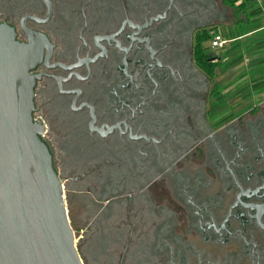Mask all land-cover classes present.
I'll list each match as a JSON object with an SVG mask.
<instances>
[{
    "label": "flooded vegetation",
    "instance_id": "obj_1",
    "mask_svg": "<svg viewBox=\"0 0 264 264\" xmlns=\"http://www.w3.org/2000/svg\"><path fill=\"white\" fill-rule=\"evenodd\" d=\"M216 10L213 0H0V24L39 47L31 117L49 153L66 156L65 182L81 184L95 256L102 237L118 264H264V101H222L194 64Z\"/></svg>",
    "mask_w": 264,
    "mask_h": 264
},
{
    "label": "water",
    "instance_id": "obj_2",
    "mask_svg": "<svg viewBox=\"0 0 264 264\" xmlns=\"http://www.w3.org/2000/svg\"><path fill=\"white\" fill-rule=\"evenodd\" d=\"M38 48L0 24V264H83L63 184L31 117Z\"/></svg>",
    "mask_w": 264,
    "mask_h": 264
},
{
    "label": "rangeland",
    "instance_id": "obj_3",
    "mask_svg": "<svg viewBox=\"0 0 264 264\" xmlns=\"http://www.w3.org/2000/svg\"><path fill=\"white\" fill-rule=\"evenodd\" d=\"M216 5L215 17L210 16L209 22L213 25V30L217 33H222L226 28L231 29V24H233L232 10L224 7L221 4L220 0H213ZM242 16V15H240ZM263 21V15L259 16ZM264 22V21H263ZM264 37V30L257 32L252 36L244 35L237 42L229 40L223 47L212 50H209V40L204 42V46L209 50L211 57H220V65L216 68L213 80L214 82L219 83V86L223 88L222 93L225 95L222 101L226 103H239L237 108H245L252 103L264 101V41L260 38ZM236 49H235V48ZM229 50H232L228 52ZM228 52V53H226ZM237 57H240V60L237 61L233 66H226L229 62L233 61ZM258 58L257 61H250V58ZM213 82V81H212ZM211 82V83H212ZM252 84H257V87H253ZM52 159L57 168L58 177L61 180L63 186L66 187V194L69 192L73 195V198L70 199L75 207V212L73 216L78 220H82L84 210H80L79 201H82L81 197H78L76 192V187H80L81 184L75 185L74 183H66L65 176L63 173L62 164L64 163V153H50ZM72 155V154H71ZM67 173V171L65 172ZM75 175V174H74ZM73 175V176H74ZM78 175V174H77ZM68 189V191H67ZM70 190V191H69ZM65 194V196H66ZM81 198V199H79ZM66 202V207L69 210V205ZM84 204V203H83ZM85 205V204H84ZM84 230L80 232L81 241L85 239L83 236ZM79 236L75 234L76 246L77 242L80 239ZM88 246V244H87ZM79 252V251H78ZM80 254V253H79ZM101 256H105L100 254ZM121 255V250L116 249L115 255L113 258L104 259L102 257L95 256L94 254L89 260V264H118L119 257ZM81 256V255H80ZM89 257V255H88ZM82 259V257H81ZM83 261V259H82ZM134 264L133 262H131ZM83 264H85L83 262Z\"/></svg>",
    "mask_w": 264,
    "mask_h": 264
},
{
    "label": "trees",
    "instance_id": "obj_4",
    "mask_svg": "<svg viewBox=\"0 0 264 264\" xmlns=\"http://www.w3.org/2000/svg\"><path fill=\"white\" fill-rule=\"evenodd\" d=\"M220 1L224 7L232 10V16L234 20L233 23L236 24L234 28L229 29L228 34H225L226 38L231 39V38L241 37L248 34L249 32L261 28V19L259 18V16L262 14V9L258 5L257 0H220ZM213 28H214L213 25L208 24L198 31L196 36L197 43L194 47V56H193L195 66L210 78L214 76L216 66L215 64L207 61V58L211 57V54L209 53V50L211 48L208 46L209 50L206 49L204 46V42L207 40L210 41L213 38V36L217 34V31L213 30ZM230 51L232 50H229L228 52ZM239 60L240 57H237L233 61L229 62L226 66L227 67L233 66ZM257 86H258L257 84L253 85V87H257ZM69 217H70V224L73 230L75 231L76 236L80 237V231L88 224V221L78 220L72 214ZM93 232H97V228L95 225L93 226ZM91 235L92 233L86 236L83 242L81 241V238L77 242L78 251L85 264H89V260L94 253L98 254V252L95 251V249H93V246L95 244V239ZM97 240L99 241V247H100L99 250L101 251L100 254L105 255L100 257L107 259V257L109 256L106 253V252L109 253V249L107 246L108 245L107 238L101 237L98 238ZM87 244L89 245L88 248H87ZM91 249H93V251H91Z\"/></svg>",
    "mask_w": 264,
    "mask_h": 264
},
{
    "label": "crops",
    "instance_id": "obj_5",
    "mask_svg": "<svg viewBox=\"0 0 264 264\" xmlns=\"http://www.w3.org/2000/svg\"><path fill=\"white\" fill-rule=\"evenodd\" d=\"M257 3H258V5L261 7V9H262V14L261 15H263V21H264V0H257ZM262 21V19H261V28H259V29H257V30H255V31H252V32H249L248 34H246L247 36H252V35H254V34H256L257 32H260V31H262V30H264V22ZM236 24L235 23H233V24H231V28H234V26H235ZM229 29L230 28H226V29H224L223 31H222V33H219V34H221L222 36H223V38L224 39H228V38H226V36H225V34H228L229 33ZM243 36H241V37H236V38H231V39H229V40H232V41H234L235 40V42H237V39L239 40L240 38H242ZM262 41H264V37L263 38H260ZM250 61H257L258 60V58H255L254 57V59L253 58H250L249 59ZM254 84H252V86H253Z\"/></svg>",
    "mask_w": 264,
    "mask_h": 264
},
{
    "label": "built area",
    "instance_id": "obj_6",
    "mask_svg": "<svg viewBox=\"0 0 264 264\" xmlns=\"http://www.w3.org/2000/svg\"><path fill=\"white\" fill-rule=\"evenodd\" d=\"M229 39H224L223 36L219 33L213 36V38L209 41V47L212 50L223 47L226 43H228Z\"/></svg>",
    "mask_w": 264,
    "mask_h": 264
}]
</instances>
